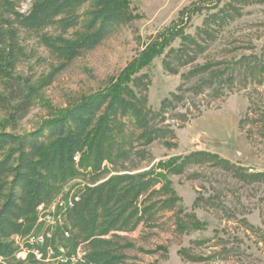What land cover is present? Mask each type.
Segmentation results:
<instances>
[{
  "label": "rangeland",
  "instance_id": "374dc122",
  "mask_svg": "<svg viewBox=\"0 0 264 264\" xmlns=\"http://www.w3.org/2000/svg\"><path fill=\"white\" fill-rule=\"evenodd\" d=\"M119 1L131 18L70 61L40 39L73 40L80 26L19 29L24 56L15 72L34 87L54 76L14 132L36 129L87 94L125 87L146 124L119 123L107 139L102 178L155 170L175 202L112 237L120 264H264V178L249 176L264 173V0ZM20 2L21 10L29 5ZM90 7L88 0L81 13ZM4 118L0 110V131H11ZM87 177L62 185L51 200L55 213ZM11 240L25 247V239ZM29 255L0 261L54 262Z\"/></svg>",
  "mask_w": 264,
  "mask_h": 264
},
{
  "label": "trees",
  "instance_id": "16d2710c",
  "mask_svg": "<svg viewBox=\"0 0 264 264\" xmlns=\"http://www.w3.org/2000/svg\"><path fill=\"white\" fill-rule=\"evenodd\" d=\"M20 1L0 0V110L5 127L11 130L0 131V259L8 260L19 250L11 238L24 237L34 229L40 205L50 203L69 179L87 175L88 181L76 183L69 201L60 206L62 223L45 227L42 257L51 246L54 256L65 258L58 264H120L124 256L116 252L112 237L134 230L156 212L171 210L175 202L163 175L155 170L102 178L107 170L103 161L111 148L107 139L128 117L138 127L145 126L140 109L124 98L125 87L108 88L83 96L32 131L15 133L36 104L37 90L50 84L54 76L49 73L34 87L15 72V65L24 56L18 40L20 28L80 26L82 31L73 40L48 34L40 39L70 61L131 17L119 0H90L91 7L83 13L81 8L88 0H29L25 10L20 9ZM249 176L263 179L264 173ZM29 256L31 262L39 261Z\"/></svg>",
  "mask_w": 264,
  "mask_h": 264
},
{
  "label": "built area",
  "instance_id": "2783aa9c",
  "mask_svg": "<svg viewBox=\"0 0 264 264\" xmlns=\"http://www.w3.org/2000/svg\"><path fill=\"white\" fill-rule=\"evenodd\" d=\"M74 159L77 161L78 155L75 156ZM69 196L66 201L58 203L57 210H59L60 206L66 205V203L69 201ZM43 219H47L46 226L55 225L57 223H62L63 214L59 213L58 211L55 213V204L52 203L51 201L47 205H40L38 207L36 224H39ZM43 234H44V230L40 233L37 232V234H35V232L32 230L28 235L24 237L19 236L22 239H25V241L23 242L25 244V247H22V249H19L16 253L27 251L29 252V254H32L35 257V259H38L39 261L40 260H53L54 261L53 264L65 262V258L62 255L54 256V250L51 246L46 247L45 257L44 258L42 257L41 249L45 243ZM46 236H49V234L46 233ZM60 250L62 251V248H60ZM79 256H80V253H79Z\"/></svg>",
  "mask_w": 264,
  "mask_h": 264
}]
</instances>
